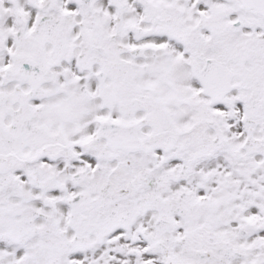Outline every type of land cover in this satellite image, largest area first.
I'll list each match as a JSON object with an SVG mask.
<instances>
[{
  "label": "snow or ice",
  "instance_id": "obj_1",
  "mask_svg": "<svg viewBox=\"0 0 264 264\" xmlns=\"http://www.w3.org/2000/svg\"><path fill=\"white\" fill-rule=\"evenodd\" d=\"M0 264H264V0H0Z\"/></svg>",
  "mask_w": 264,
  "mask_h": 264
}]
</instances>
